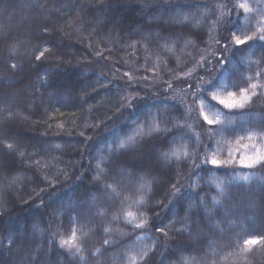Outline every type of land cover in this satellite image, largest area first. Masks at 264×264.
I'll return each mask as SVG.
<instances>
[{"label":"trees","instance_id":"obj_1","mask_svg":"<svg viewBox=\"0 0 264 264\" xmlns=\"http://www.w3.org/2000/svg\"><path fill=\"white\" fill-rule=\"evenodd\" d=\"M219 1L0 0V264H264L240 243L264 234V168L204 163L264 127V0ZM233 34L255 37L236 50ZM173 86L221 124L189 120ZM242 88L245 109L214 106ZM72 229L83 260L59 247Z\"/></svg>","mask_w":264,"mask_h":264},{"label":"snow or ice","instance_id":"obj_2","mask_svg":"<svg viewBox=\"0 0 264 264\" xmlns=\"http://www.w3.org/2000/svg\"><path fill=\"white\" fill-rule=\"evenodd\" d=\"M240 9H243L244 12H252L253 9L249 6L248 3H240L238 5ZM243 31V30H241ZM260 35L258 39L261 42H264V28L259 29ZM255 37V34L253 35H235L233 34V38L231 43L235 45V49L239 50L244 48L246 45L249 44V42L253 41ZM225 48L228 47V45H224ZM44 57V51H40L39 55L35 56L36 60H41V58ZM16 65H11V68L16 69ZM23 70V69H21ZM44 76H47V73L44 74ZM42 79H44L42 77ZM44 82L46 83V79H44ZM251 89L253 90V94H255V89L258 87L257 84L253 83L251 84ZM252 100V95L249 94L248 88H242L238 92H228L226 98H222L220 96H217L215 93L212 95V101L214 102V106H220L223 109L227 110L228 115L235 114L238 110L245 109L246 105ZM201 104H203V101H201ZM203 122L207 124L208 126H214L221 124V119L219 116H216L215 118H210L207 114L203 115ZM158 131H168L167 129L164 130H158ZM246 135L239 136L236 143L237 145H240L245 139L249 141L250 143H244L243 149L250 150L245 151L242 155L233 156L232 153H229V158L225 160L217 159L215 155L211 157V159H205L204 163L210 165L212 168H221V167H227L236 164L237 162L239 165L244 169H255L257 167L264 168V127L259 128L258 130L255 129H246ZM135 137H129L128 141H121L119 144V149H135V143H134ZM171 141H169L170 143ZM259 143V147H258ZM5 149L8 152L9 155L12 153L20 151L18 148H14L11 143H8L5 145ZM119 149L117 150L116 155H120ZM23 153H21L22 155ZM167 153L161 152L160 153V161L162 162H168L167 161ZM173 155H176V153L173 152ZM3 157H0V160H3ZM138 161L143 165L145 162H147L148 166L151 167L155 165L156 161L146 160V158H137ZM7 163V161H4ZM99 169V173L97 176L94 177L96 180L101 179V174L107 176L108 172L106 169H100L99 165L97 166ZM119 170V166H118ZM239 179H242L243 181H248L249 176L244 175L242 177H239ZM118 183V181H117ZM173 188H176V185H172ZM219 188V194L223 196H227V192L225 191V188L220 187V185H217ZM112 189V185L109 184H103L101 185V190L108 191ZM212 200L215 204H220L221 201L218 200L216 197H212ZM143 203V202H141ZM134 214L132 212H128L127 216L132 217ZM193 223H196L193 221ZM135 228L143 229L146 227V223H138L134 225ZM156 232H159L162 234V237H167V232H165L164 228L157 226ZM107 231V230H106ZM187 229H180L177 232L178 236H183ZM86 235V234H85ZM187 235L189 237H192V233L188 232ZM82 243L83 240L80 236L77 235V232L75 229L71 230V234L67 237H61L59 241V247L64 250V252L71 257L73 260H83V256H78V254L82 253ZM105 244L108 243V241H104ZM240 243L243 245V248L247 249L250 247L260 246L264 245V234H258V235H252L249 234L246 236V238L242 239ZM99 254V253H98ZM146 255V253L144 254ZM35 264H39V261H36ZM59 264V262H58Z\"/></svg>","mask_w":264,"mask_h":264},{"label":"rangeland","instance_id":"obj_3","mask_svg":"<svg viewBox=\"0 0 264 264\" xmlns=\"http://www.w3.org/2000/svg\"><path fill=\"white\" fill-rule=\"evenodd\" d=\"M217 3L219 4L220 1L217 0ZM144 81L145 82L150 81V82H148V83H150V87L155 83V79H151V78L144 79ZM173 91H174V93L176 92V94L178 95L177 98L179 97L182 100V102L184 103V106L186 107V109L188 111V115L190 117L189 120H192V121H195L198 119L203 120L204 114H207L210 118L216 117L215 113H213V112L211 113L208 110V108L205 105V102H203V104H201L202 99L199 97V94H200L199 87L196 90L191 92V90H188V89L183 90V89H180L178 87L173 86ZM228 92H233V91L222 90L221 92H219L216 95L220 96L222 98H226ZM190 125H191V127L194 128L196 124H195V122H191ZM244 143H250V142L245 139L240 145H237L236 142L228 143V144H226L225 147L216 150L213 154L208 155L204 159L210 160L211 157L213 155H215L217 159L225 160V159L229 158V153H232L233 156L242 155L245 151H250V150L243 149ZM258 147H259V143H258Z\"/></svg>","mask_w":264,"mask_h":264}]
</instances>
